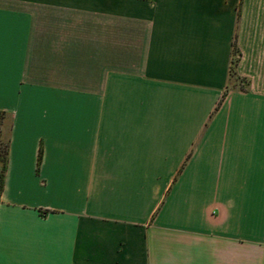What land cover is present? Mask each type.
<instances>
[{"label": "crops", "instance_id": "crops-1", "mask_svg": "<svg viewBox=\"0 0 264 264\" xmlns=\"http://www.w3.org/2000/svg\"><path fill=\"white\" fill-rule=\"evenodd\" d=\"M0 112V264H264V0H0Z\"/></svg>", "mask_w": 264, "mask_h": 264}, {"label": "rangeland", "instance_id": "rangeland-1", "mask_svg": "<svg viewBox=\"0 0 264 264\" xmlns=\"http://www.w3.org/2000/svg\"><path fill=\"white\" fill-rule=\"evenodd\" d=\"M241 49L238 45V41H234L233 43V57L232 64L230 70L231 77V87H239L242 89H247V86L250 85V80L247 76L241 75L238 71V66L241 61ZM7 140L5 134V119L2 120V124H0V164L2 165L5 159L4 152L6 150Z\"/></svg>", "mask_w": 264, "mask_h": 264}, {"label": "trees", "instance_id": "trees-1", "mask_svg": "<svg viewBox=\"0 0 264 264\" xmlns=\"http://www.w3.org/2000/svg\"><path fill=\"white\" fill-rule=\"evenodd\" d=\"M5 119V114L4 113H2V112H0V124H2V120H4ZM7 147H8V144L6 145V150H5V152H4V157H5V159L3 160V167H4V165H5V163H6V159H7ZM1 178H2V174H0V192H1V188H2V185H1Z\"/></svg>", "mask_w": 264, "mask_h": 264}]
</instances>
